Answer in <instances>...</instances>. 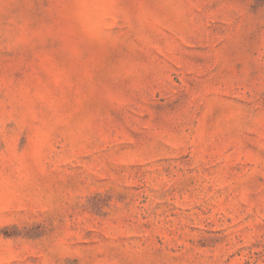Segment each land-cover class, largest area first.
<instances>
[{"label": "rangeland", "instance_id": "obj_1", "mask_svg": "<svg viewBox=\"0 0 264 264\" xmlns=\"http://www.w3.org/2000/svg\"><path fill=\"white\" fill-rule=\"evenodd\" d=\"M0 264H264V0H0Z\"/></svg>", "mask_w": 264, "mask_h": 264}]
</instances>
